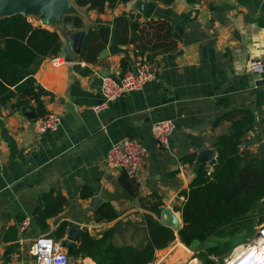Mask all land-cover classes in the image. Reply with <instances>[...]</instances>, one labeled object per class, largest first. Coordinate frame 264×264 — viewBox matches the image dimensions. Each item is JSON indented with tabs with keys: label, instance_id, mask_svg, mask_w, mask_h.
Returning <instances> with one entry per match:
<instances>
[{
	"label": "crops",
	"instance_id": "0c3cea01",
	"mask_svg": "<svg viewBox=\"0 0 264 264\" xmlns=\"http://www.w3.org/2000/svg\"><path fill=\"white\" fill-rule=\"evenodd\" d=\"M150 3H156V8L148 17L143 11ZM75 7L83 28L64 22L59 27H46L59 33L63 48L57 57L43 61L35 75L37 83L48 92L43 97L47 113L61 117L60 127L37 135L24 109L13 108L16 100L0 107V264H34V242L41 237L62 242L65 235L57 239L55 233L63 223L68 224L67 228L76 225L81 233L88 231L95 238L112 229L113 242L119 247L145 244V216L160 220L151 212L152 207L161 202V210L171 208L181 219L184 193L200 169L197 157L204 150L215 149L217 159L215 143L230 133L232 125L219 119L229 112L250 110L254 114L255 125L244 144L249 140L254 143L243 146L264 159V86L251 89L246 80L250 63L264 60V0H175L171 6L132 0L114 9L107 7L103 13ZM124 14L140 15L141 26L135 33L140 38L136 43L117 44L113 30L97 63H87L75 53L73 61H68L64 50L72 49L69 34L81 33L85 40L90 29L112 26L114 19ZM152 20L164 24V29L157 30L155 23L151 28ZM167 32L169 38L165 37ZM170 41L174 43L171 51L159 49L151 61L147 59L155 67L158 81L111 102L106 110H94L104 101L103 78H121L134 71L144 58L140 54L144 44ZM123 60L127 61L126 72ZM230 75L239 83L218 94L229 83ZM159 121H171L175 126L167 148L152 137V125ZM125 139L140 140L148 153L134 180L106 164L111 146ZM204 165L212 171L213 166ZM49 195L62 204L58 213L47 220V230H42L35 211ZM94 197L102 199L96 209L90 206ZM107 204L118 214L111 222H107L111 212L97 214ZM253 213L256 219L264 216V199ZM25 219L30 225L22 232L20 226ZM249 219L236 236L230 237L246 235L247 240L240 242L235 251L257 237L258 228L251 237L255 220ZM178 232L174 243L157 251L156 257L177 243L185 247ZM218 247L225 255L221 244ZM16 254L20 258L13 263ZM210 259L216 264L222 262L221 257Z\"/></svg>",
	"mask_w": 264,
	"mask_h": 264
},
{
	"label": "trees",
	"instance_id": "16d2710c",
	"mask_svg": "<svg viewBox=\"0 0 264 264\" xmlns=\"http://www.w3.org/2000/svg\"><path fill=\"white\" fill-rule=\"evenodd\" d=\"M132 0H75L78 7H86L103 13L108 7L116 8ZM165 6H171L175 0H153ZM192 2L193 0H189ZM140 15L124 14L114 19L111 25H99L90 29L85 37L80 53L87 63L98 62L99 55L106 49L111 32H116L119 45L136 43V31L141 24ZM150 27L156 22L153 20ZM65 25L77 29L83 28V21L78 16H66ZM157 30L164 29V24H156ZM166 38L170 37L167 32ZM172 41L140 48V54L149 61L160 52L171 51ZM63 48L61 37L56 30H50L30 22L28 17L15 15L0 18V107H6L16 100L13 108L31 109L39 118L46 116L43 97L48 92L37 83L36 72L48 58L57 57ZM146 52L150 55L146 56ZM127 61H122L126 72ZM124 72V73H125ZM33 103V104H32ZM231 121L228 135L218 138L215 143L218 157L217 164L210 171L206 165L200 166L198 175L192 181L189 190L184 193L186 200L181 208L182 229L178 232L186 238L202 235L206 238L225 239L234 237L241 229V223L249 219L259 203L264 199V159L255 157L249 147H244L247 134L254 128L255 116L250 110L232 111L219 119ZM264 124V120L262 121ZM194 157L190 158L193 163ZM131 180V179H130ZM129 188H132L131 183ZM132 191V190H131ZM133 194L136 192L133 190ZM58 198L49 195L45 203L37 208L35 217L42 230H47V220L56 215L62 204ZM160 202L151 208L158 218L161 213ZM111 212L107 222L118 217L113 208L107 204L97 214ZM264 222V218L259 222ZM147 229L146 243L141 246H116L113 242L112 229L104 232L101 238H95L88 231L81 233V239L75 248V258H90L95 264H152L157 251L167 249L176 240V231L165 226L152 215L145 216ZM68 224L63 223L55 233L62 239ZM211 256L221 257L224 253L220 247H209L201 252L203 264H216ZM223 261V260H221Z\"/></svg>",
	"mask_w": 264,
	"mask_h": 264
},
{
	"label": "built area",
	"instance_id": "2783aa9c",
	"mask_svg": "<svg viewBox=\"0 0 264 264\" xmlns=\"http://www.w3.org/2000/svg\"><path fill=\"white\" fill-rule=\"evenodd\" d=\"M28 19L33 23L30 17ZM54 61L57 62L59 59ZM249 69L250 74H262L264 72V60L257 59L252 61ZM158 80L159 77L153 64L142 58L137 62L135 70L126 73L123 77L103 78L101 93L104 101L96 106L94 110L96 112L106 110L111 102L127 94L139 92L148 83ZM61 122L60 116L47 114L42 118L33 120V129L37 135H44L48 132L56 131L60 127ZM174 129L175 126L171 121L156 122L151 128L152 137L159 146L167 148ZM147 156V149L140 140L125 139L111 146L106 164L108 168L123 172L129 179L134 180L145 164ZM1 168L2 162L0 158V171ZM29 225L30 221L28 219L23 220L20 226L21 231H26ZM178 245L179 243L173 245L172 250H175ZM171 252L159 254L152 264H166V259ZM31 254L35 257L34 264H94L90 258L72 259L67 249L62 247L61 241L49 237L38 238L31 247ZM246 257L249 258L248 264H264V223L258 227L257 237L253 241L244 245L239 251H234V254L228 259L222 262L219 261L217 264H240ZM19 258L18 254L14 255L13 263H16ZM195 260L198 261V264H203L194 253H192L186 264H191Z\"/></svg>",
	"mask_w": 264,
	"mask_h": 264
},
{
	"label": "water",
	"instance_id": "95a60500",
	"mask_svg": "<svg viewBox=\"0 0 264 264\" xmlns=\"http://www.w3.org/2000/svg\"><path fill=\"white\" fill-rule=\"evenodd\" d=\"M156 3H150L146 6L143 14L151 17L155 11ZM23 15L26 17L38 16L42 19L43 24L53 25L59 27L63 24L66 16H76L77 10L72 0H0V18ZM68 40L72 46L66 48L64 51L67 54L68 61H73V54H80L83 48L84 37L83 34H69ZM229 83L224 85L218 92L222 94L228 86L239 83V80L233 75L229 76ZM249 88L264 86V72L262 74H248L246 76ZM27 118L37 120L36 112H27L23 110ZM254 143L249 140L244 146H250ZM196 164L198 166L207 164L215 166L217 164L216 150L207 149L199 153ZM102 203L100 197H94L91 200L90 206L94 209L98 208ZM160 221L165 226L171 227L175 231H180L183 227L181 219L174 213L171 208H164L160 213ZM81 239V229L73 225L66 230L65 238L62 241V247L66 248L68 253L73 256L76 248V243Z\"/></svg>",
	"mask_w": 264,
	"mask_h": 264
},
{
	"label": "rangeland",
	"instance_id": "374dc122",
	"mask_svg": "<svg viewBox=\"0 0 264 264\" xmlns=\"http://www.w3.org/2000/svg\"><path fill=\"white\" fill-rule=\"evenodd\" d=\"M73 4L75 5V0H72ZM30 18L33 20L35 24H39L44 27H53V25H45L43 24V21L38 16H30ZM55 27V26H54ZM255 213H252L249 215V217H252L255 220V225L253 227V230L251 232V237L256 233V229L260 225V220L264 218V216H258L257 219L253 215ZM250 221V219H247L241 223V227L243 223ZM180 237V240L185 245L178 246L175 250H172L174 246H172L168 250L171 252L170 255H168L166 259V264H186L189 261L190 256H192V253L198 258L199 261H201L200 254L201 252H205V250L209 247L218 246V244H221V246L225 249V255L223 256V259H228L232 253L235 251L236 248L240 247V242H244L247 240L246 235H242L236 238H226V239H217V238H206L204 236L200 237H193V238H186L184 241L180 234H178ZM250 239V238H249ZM202 262V261H201Z\"/></svg>",
	"mask_w": 264,
	"mask_h": 264
},
{
	"label": "clouds",
	"instance_id": "9594fccd",
	"mask_svg": "<svg viewBox=\"0 0 264 264\" xmlns=\"http://www.w3.org/2000/svg\"><path fill=\"white\" fill-rule=\"evenodd\" d=\"M248 263H249V258L248 257H246L243 261L240 262V264H248Z\"/></svg>",
	"mask_w": 264,
	"mask_h": 264
},
{
	"label": "bare ground",
	"instance_id": "6f19581e",
	"mask_svg": "<svg viewBox=\"0 0 264 264\" xmlns=\"http://www.w3.org/2000/svg\"><path fill=\"white\" fill-rule=\"evenodd\" d=\"M191 264H198V261H192Z\"/></svg>",
	"mask_w": 264,
	"mask_h": 264
}]
</instances>
